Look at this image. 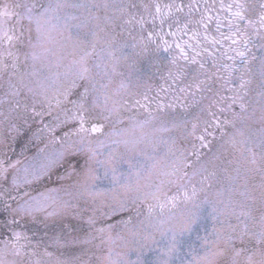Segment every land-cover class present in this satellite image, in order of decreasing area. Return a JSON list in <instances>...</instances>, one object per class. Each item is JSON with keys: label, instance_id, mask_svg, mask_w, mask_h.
<instances>
[{"label": "snow or ice", "instance_id": "6c2138e0", "mask_svg": "<svg viewBox=\"0 0 264 264\" xmlns=\"http://www.w3.org/2000/svg\"><path fill=\"white\" fill-rule=\"evenodd\" d=\"M0 264H264V0H0Z\"/></svg>", "mask_w": 264, "mask_h": 264}]
</instances>
